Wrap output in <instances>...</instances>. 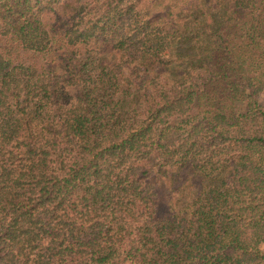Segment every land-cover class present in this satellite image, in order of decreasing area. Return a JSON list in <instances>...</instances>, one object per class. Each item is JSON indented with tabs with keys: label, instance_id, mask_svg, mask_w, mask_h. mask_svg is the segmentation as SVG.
<instances>
[{
	"label": "trees",
	"instance_id": "trees-1",
	"mask_svg": "<svg viewBox=\"0 0 264 264\" xmlns=\"http://www.w3.org/2000/svg\"><path fill=\"white\" fill-rule=\"evenodd\" d=\"M264 0H0V264H264Z\"/></svg>",
	"mask_w": 264,
	"mask_h": 264
},
{
	"label": "rangeland",
	"instance_id": "rangeland-1",
	"mask_svg": "<svg viewBox=\"0 0 264 264\" xmlns=\"http://www.w3.org/2000/svg\"><path fill=\"white\" fill-rule=\"evenodd\" d=\"M257 101L260 105L264 106V81L261 84L260 92L257 97ZM262 250L264 251V246L262 247Z\"/></svg>",
	"mask_w": 264,
	"mask_h": 264
}]
</instances>
